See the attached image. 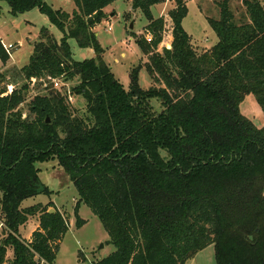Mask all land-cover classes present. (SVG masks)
I'll list each match as a JSON object with an SVG mask.
<instances>
[{"label": "trees", "instance_id": "16d2710c", "mask_svg": "<svg viewBox=\"0 0 264 264\" xmlns=\"http://www.w3.org/2000/svg\"><path fill=\"white\" fill-rule=\"evenodd\" d=\"M72 1L67 14L42 0H0L12 16L37 8L62 33L57 41L42 28L28 64L0 72V264H55L65 218L52 202L22 208L49 196L37 164L54 160L77 192L76 210L87 206L115 248L94 264H185L210 245L216 264H264V126L239 111L253 95L264 116L263 6L241 0L237 17L222 0L219 16L206 18L217 43L198 53L182 27L183 0H173L167 20L151 13L162 0H131L147 22L136 44L151 86L139 87L136 68L126 91L94 32L117 0ZM68 39L95 57L74 60ZM9 57L0 43L3 66ZM56 80L76 82L83 115ZM30 85L37 94L26 103ZM32 219L39 227L22 240L19 228Z\"/></svg>", "mask_w": 264, "mask_h": 264}, {"label": "rangeland", "instance_id": "374dc122", "mask_svg": "<svg viewBox=\"0 0 264 264\" xmlns=\"http://www.w3.org/2000/svg\"><path fill=\"white\" fill-rule=\"evenodd\" d=\"M52 10H62L71 14L76 7L72 0H42ZM187 15L182 21V27L191 37V43L196 52L209 49L217 43V37L209 27L206 18L219 16L218 4L222 0H183ZM264 8V0H258ZM175 7L173 0H162L158 5L151 8L154 18L166 16ZM229 7L237 17L243 13L244 8L241 0H229ZM106 19L96 28L95 34L98 44L102 49V60L108 65L114 78L128 91L130 88L129 74L133 69L138 71V85L147 90L151 86L150 78L144 68L146 57L136 44L137 37L143 34L146 25L144 16L138 11H132L131 0H117L105 9ZM167 22V21H166ZM131 27V28H130ZM48 29L50 34L59 41L62 33L50 24L47 16L37 8H33L23 14L12 16L5 2H0V43L7 48L10 54L9 61L3 66L0 61V72L6 69H20L26 66L32 54L33 43L37 41L39 31ZM171 26L166 23L164 42L170 40ZM67 44L76 61L95 57L91 48L81 49L74 39H68ZM162 47V46H161ZM161 47L158 51L161 50ZM14 80L13 76L9 81ZM24 81L18 80L15 85H9L5 94H10L15 88H19ZM61 88L70 90L76 85L75 81L62 83ZM29 86L27 102L36 94L37 89ZM11 90V91H10ZM68 102L73 110L79 115L84 114L85 103L80 97L70 95ZM158 107V103L152 104ZM240 113L248 118L257 128L264 126V116L253 95H247L239 105ZM39 179L50 191L49 196L39 195L25 200L22 208L34 204H46L52 202L66 220L68 231L60 242L55 264H94L100 259L111 255L115 248L109 245V236L103 229L100 221L90 209L81 204L76 210L78 201L77 192L67 173L58 165L57 161H49L37 164ZM84 221L79 228L76 227L77 219ZM37 223L28 222L19 228V237L27 240L35 231ZM0 229V235H1ZM12 260V250L6 251V263ZM185 264H216L214 248L212 245L198 252Z\"/></svg>", "mask_w": 264, "mask_h": 264}, {"label": "built area", "instance_id": "2783aa9c", "mask_svg": "<svg viewBox=\"0 0 264 264\" xmlns=\"http://www.w3.org/2000/svg\"><path fill=\"white\" fill-rule=\"evenodd\" d=\"M145 38H146V40H147V42H150V36H145ZM4 46V45H3ZM5 50L8 52V49L7 48H5ZM9 53V52H8ZM62 81H60V80H56V81H53V88L54 89H62L61 87H62ZM11 91V90H10ZM65 91L66 92H64L65 93V95L67 96V102H71L72 100H71V92H70V90H66L65 89ZM3 228V224L0 222V229H2ZM37 262H38V264H48V263H46L44 260H42V259H40V258H37Z\"/></svg>", "mask_w": 264, "mask_h": 264}, {"label": "crops", "instance_id": "0c3cea01", "mask_svg": "<svg viewBox=\"0 0 264 264\" xmlns=\"http://www.w3.org/2000/svg\"><path fill=\"white\" fill-rule=\"evenodd\" d=\"M207 50V49H206ZM49 203V202H48ZM47 204V203H46ZM46 204H41V205H46ZM34 205H37V204H34ZM34 205H32V206H34ZM54 205V204H53ZM28 207H30V206H28ZM54 207L56 208V206L54 205ZM27 208V207H26ZM57 209V208H56ZM58 210V209H57ZM59 212H61L60 210H58ZM31 221V220H30ZM30 221H28V222H30ZM32 221H34V222H36L37 223V226H36V229H35V231L38 229V227H39V224H38V221H37V219H32ZM28 224V223H27ZM69 226V225H68ZM35 231H33V232H35ZM32 232V233H33ZM32 233H31V235H32ZM31 235L29 236V238L27 239V241H29L30 240V238H31Z\"/></svg>", "mask_w": 264, "mask_h": 264}, {"label": "water", "instance_id": "95a60500", "mask_svg": "<svg viewBox=\"0 0 264 264\" xmlns=\"http://www.w3.org/2000/svg\"><path fill=\"white\" fill-rule=\"evenodd\" d=\"M130 28H131V27H130ZM49 213H54V211H53V210H50Z\"/></svg>", "mask_w": 264, "mask_h": 264}]
</instances>
